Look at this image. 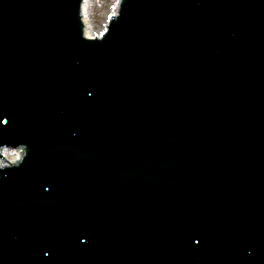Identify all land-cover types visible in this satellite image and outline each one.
<instances>
[{
  "label": "water",
  "instance_id": "obj_1",
  "mask_svg": "<svg viewBox=\"0 0 264 264\" xmlns=\"http://www.w3.org/2000/svg\"><path fill=\"white\" fill-rule=\"evenodd\" d=\"M83 4L0 0V264H264V0Z\"/></svg>",
  "mask_w": 264,
  "mask_h": 264
},
{
  "label": "rangeland",
  "instance_id": "obj_2",
  "mask_svg": "<svg viewBox=\"0 0 264 264\" xmlns=\"http://www.w3.org/2000/svg\"><path fill=\"white\" fill-rule=\"evenodd\" d=\"M116 6L117 0H90V3L86 8V15L89 24L93 25L95 31H101L104 29L110 15L116 10ZM15 150L16 149H6L3 154L4 159L0 157V163H5L7 159H14V156H17V154L14 153Z\"/></svg>",
  "mask_w": 264,
  "mask_h": 264
},
{
  "label": "bare ground",
  "instance_id": "obj_3",
  "mask_svg": "<svg viewBox=\"0 0 264 264\" xmlns=\"http://www.w3.org/2000/svg\"><path fill=\"white\" fill-rule=\"evenodd\" d=\"M89 3H90V0H85V2H84L85 21H86V24H87L88 34H90V31H91V30H89L90 29V24H89V21L87 20V15H86V8L89 5ZM6 149H9V150L16 149L14 151V153L17 154V155H19V153L21 154V151H20L19 148H3V149L0 150V153L2 154V156H3L4 152L6 151ZM3 164H5V163H0V165H3Z\"/></svg>",
  "mask_w": 264,
  "mask_h": 264
},
{
  "label": "snow or ice",
  "instance_id": "obj_4",
  "mask_svg": "<svg viewBox=\"0 0 264 264\" xmlns=\"http://www.w3.org/2000/svg\"><path fill=\"white\" fill-rule=\"evenodd\" d=\"M4 123H7L6 121H4Z\"/></svg>",
  "mask_w": 264,
  "mask_h": 264
}]
</instances>
